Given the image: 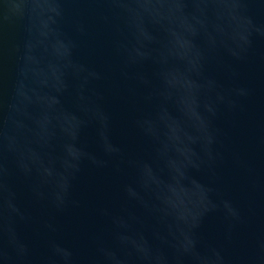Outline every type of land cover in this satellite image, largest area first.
<instances>
[{"label":"water","instance_id":"obj_1","mask_svg":"<svg viewBox=\"0 0 264 264\" xmlns=\"http://www.w3.org/2000/svg\"><path fill=\"white\" fill-rule=\"evenodd\" d=\"M0 264H264V0H0Z\"/></svg>","mask_w":264,"mask_h":264}]
</instances>
